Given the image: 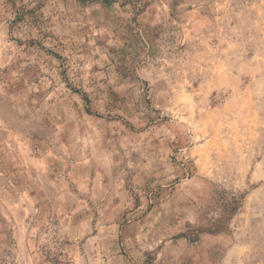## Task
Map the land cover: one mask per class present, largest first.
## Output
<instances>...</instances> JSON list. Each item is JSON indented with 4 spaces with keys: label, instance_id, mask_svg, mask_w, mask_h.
I'll return each instance as SVG.
<instances>
[{
    "label": "rangeland",
    "instance_id": "obj_1",
    "mask_svg": "<svg viewBox=\"0 0 264 264\" xmlns=\"http://www.w3.org/2000/svg\"><path fill=\"white\" fill-rule=\"evenodd\" d=\"M0 264H264V0H0Z\"/></svg>",
    "mask_w": 264,
    "mask_h": 264
}]
</instances>
